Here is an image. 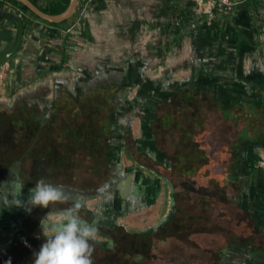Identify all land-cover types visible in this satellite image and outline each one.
Here are the masks:
<instances>
[{
    "label": "crops",
    "instance_id": "obj_1",
    "mask_svg": "<svg viewBox=\"0 0 264 264\" xmlns=\"http://www.w3.org/2000/svg\"><path fill=\"white\" fill-rule=\"evenodd\" d=\"M26 13L4 93L51 110L59 88L101 94L99 121L122 158L118 212L170 219L172 196H197L174 178L205 185L255 230L220 246V264H264V0L220 9L211 24L195 0H79L61 22ZM16 32L0 18V54Z\"/></svg>",
    "mask_w": 264,
    "mask_h": 264
},
{
    "label": "rangeland",
    "instance_id": "obj_2",
    "mask_svg": "<svg viewBox=\"0 0 264 264\" xmlns=\"http://www.w3.org/2000/svg\"><path fill=\"white\" fill-rule=\"evenodd\" d=\"M10 63L14 65L12 58ZM76 94V90L72 93L59 88L53 113L49 107L44 111L43 105L25 100L18 106L16 102L20 95L0 92V169L6 170L22 162L20 170L25 186L35 187L36 181L44 179L61 188L66 198L62 202L51 203L49 208L39 207L27 216L23 212L13 222L0 217V264H34L33 254L45 242L40 220L50 214V222H55L65 209L76 202L82 204L79 210L81 219L89 223L98 221L97 239L109 243L113 238L120 253L118 259L108 261V250L90 242L94 248L91 257L94 264H220V246L238 240L240 234L255 235L253 222L235 205L223 204L219 217L214 218L216 211L210 207L211 202L210 206H206L205 201L195 196H172L169 214L175 217L154 234L140 236L125 233L147 230L167 219L157 215L150 221L142 215L132 217L126 210L125 214L118 212L120 207L126 208V200L119 203L114 196L117 195L116 189L108 191V180L116 174V170L103 156L105 148L99 142L102 138L110 139L109 120H104L103 124L99 121L100 116L106 117L102 109L107 98L91 93L87 96L82 94L76 100ZM70 111L78 115L81 127L91 129L92 136L86 137L83 143L68 144L66 139L61 140L60 133L58 138L49 136L53 132L47 129L48 122L51 130H59V122L66 115L70 116ZM23 118H27L28 123L22 129L19 122ZM13 119L17 123H13ZM90 142L91 146L88 145ZM114 161L115 164L122 163L118 153ZM9 180L6 178L3 183L5 190L0 196V208L3 206L10 211L14 206L3 203L4 200L11 202L16 193ZM112 208L115 210L112 211ZM103 231L111 232V236ZM25 241L29 246L25 245ZM139 252H144L145 257L141 259Z\"/></svg>",
    "mask_w": 264,
    "mask_h": 264
},
{
    "label": "clouds",
    "instance_id": "obj_3",
    "mask_svg": "<svg viewBox=\"0 0 264 264\" xmlns=\"http://www.w3.org/2000/svg\"><path fill=\"white\" fill-rule=\"evenodd\" d=\"M16 184V193L11 202L4 200V205L11 203L12 207H23L31 212L32 207L49 208L51 203L62 202L66 198L61 188L54 186L44 179H39L35 187L29 190L26 201L19 199L23 185ZM82 204L76 202L65 209L55 222H50L49 215L40 220L45 242L34 255V264H92L93 244L98 236V221L89 223L79 216ZM39 238V237H37ZM25 245L27 242L25 241ZM10 264V262H9Z\"/></svg>",
    "mask_w": 264,
    "mask_h": 264
},
{
    "label": "trees",
    "instance_id": "obj_4",
    "mask_svg": "<svg viewBox=\"0 0 264 264\" xmlns=\"http://www.w3.org/2000/svg\"><path fill=\"white\" fill-rule=\"evenodd\" d=\"M14 1L15 3L21 5L25 10H31L26 4L22 3L21 1L19 0H12ZM39 7H41L43 10L47 11V12H50V13H59L61 11H63L69 4L70 0H51L50 4L49 5H42L38 0H33ZM3 4H4V0H0V10H5L3 9ZM32 11V10H31ZM33 12V11H32ZM36 14V13H34ZM37 15V14H36ZM39 16V15H37ZM17 106V105H16ZM19 106V104H18ZM55 113V109L53 110ZM56 115H57V112H56ZM69 115L70 116H65L64 119L61 120L60 123V126H59V130L57 129H50L52 126L49 125V122L48 124L46 125L47 126V129H49V132H53L52 134H49L52 135V136H55V137H61V140H65L68 142V144H80V143H83L84 141H86V137H90L92 136V133H91V129L90 128H87L86 126H83L81 127V120L78 118V115L76 114H71V111L69 112ZM57 117V116H56ZM13 121V123H17V121L15 119L11 120ZM28 123V119L27 118H23L20 122H19V125L20 127L23 129L25 128V126L27 125ZM52 123V122H50ZM55 122H53L54 124ZM62 123V124H61ZM46 124V123H44ZM52 124V125H53ZM90 129V130H89ZM58 133L59 136H58ZM89 140V139H88ZM87 140V142H88ZM58 141V140H57ZM99 142H102L101 144L103 145V147L105 148L104 151H103V156L106 157L107 161H109V152H108V149H107V145L108 143L110 142V139H106L104 140L103 138L100 139ZM58 143V142H57ZM59 144H57L58 146ZM89 146L92 145V143H88ZM105 145V146H104ZM60 147V145L58 146V148ZM48 149V148H47ZM48 151V150H47ZM164 172H166L168 175H171L170 174V170H165ZM172 177V176H171ZM174 186L176 188V191H179V190H184V191H188V192H191L197 196H195V198H197L198 200L200 201H205L207 203L206 206H210V202H211V206L215 211L216 213L214 214V218L215 217H219V214H220V210L224 209L223 207V202H222V199L220 200L217 196H206L209 192L208 190L206 189V186L205 185H201V184H191L189 181L187 180H183V182H180L182 183L180 185V188L178 187L177 185V180L174 178ZM178 189V190H177ZM173 217H175V215H173ZM172 218V217H171ZM170 220L167 219L166 222H163V223H160L158 224L157 226H154L152 228H149L147 230H132V231H128V232H125L127 234H135V235H140V236H144L146 234H150V233H155L157 232L158 230H160L165 223L169 222ZM99 231L101 232L102 230L99 229ZM103 233H105L107 236H111V232H105L103 231ZM95 243H98L100 244L104 249L108 250V255H106V258L108 259V261H113V260H116L118 259L119 256V251L117 249V246H116V241L112 238L110 240L109 243H105L104 241L102 240H96L94 241ZM138 255L142 258L145 257V253H141L139 252ZM94 264V263H92Z\"/></svg>",
    "mask_w": 264,
    "mask_h": 264
},
{
    "label": "water",
    "instance_id": "obj_5",
    "mask_svg": "<svg viewBox=\"0 0 264 264\" xmlns=\"http://www.w3.org/2000/svg\"><path fill=\"white\" fill-rule=\"evenodd\" d=\"M19 1L26 4L34 13L38 14L42 18L52 22H61L72 15V13L77 7L79 0H70L68 6L59 13L47 12L43 10L41 7H39L33 0H19ZM0 18H11L14 19L17 23V32L13 42L2 54H0V64H2L8 61L9 59H11L13 56H15L19 51L25 33V22L20 15L10 10H0ZM131 182H132L131 174L121 178L120 188H122L123 195H125L126 192L130 190Z\"/></svg>",
    "mask_w": 264,
    "mask_h": 264
},
{
    "label": "flooded vegetation",
    "instance_id": "obj_6",
    "mask_svg": "<svg viewBox=\"0 0 264 264\" xmlns=\"http://www.w3.org/2000/svg\"><path fill=\"white\" fill-rule=\"evenodd\" d=\"M24 101V99H21L19 98L18 99V102H16V104H20ZM25 101L29 102V103H33L34 105H43V109L44 111H47V108L49 107L50 109V112L53 111V109L51 110V107L48 103H45V101H36L35 98H26ZM36 103V104H35ZM47 104V105H46ZM50 114V113H49ZM48 116V115H47ZM107 149H108V152H109V162L111 163V166L112 168H115V158H116V153H115V150H114V145L113 144H110V142L108 143L107 145ZM22 167V162H18V163H15L14 166H9L8 169L6 170H3L2 168L0 169L1 170V174H0V196H2L4 194V188H3V183L5 181V179L9 178L10 180V185H12V187H14V189L17 191L16 189V184L13 182L14 180H16L17 182H19L20 184H22L24 187L22 189V194L20 195L19 199H21L22 201H24L26 203L27 201V196L30 195V192L29 190L31 188H34V186H30V187H27L25 186L24 184V180H23V177H22V170H20ZM116 177H117V174H114V176H111L108 180V191L109 192H112L113 191V188L116 189L115 187V182H116ZM83 194V193H82ZM111 193L108 194V196H110ZM23 196H26V198H23ZM116 196V195H114ZM78 201V199H77ZM39 206H35V207H32L31 211L35 210V209H38ZM25 213L24 215L27 216L28 213L30 212H27L23 207H15L12 208L10 211L7 210V208L5 207H1L0 208V217L2 218H6L7 220L13 222V220L15 221L17 215L19 214H22V213Z\"/></svg>",
    "mask_w": 264,
    "mask_h": 264
},
{
    "label": "built area",
    "instance_id": "obj_7",
    "mask_svg": "<svg viewBox=\"0 0 264 264\" xmlns=\"http://www.w3.org/2000/svg\"><path fill=\"white\" fill-rule=\"evenodd\" d=\"M203 5L207 14V22L211 24L217 14V11L224 8H230L240 0H195ZM3 9L14 11L23 19L26 17V10L12 0H4ZM14 57V56H13ZM14 72V66L11 65L10 59L0 64V92L4 93L8 77ZM259 164L264 168V150L259 157Z\"/></svg>",
    "mask_w": 264,
    "mask_h": 264
}]
</instances>
